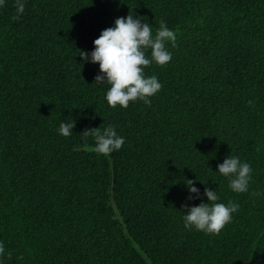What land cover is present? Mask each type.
<instances>
[{
  "label": "trees",
  "instance_id": "trees-1",
  "mask_svg": "<svg viewBox=\"0 0 264 264\" xmlns=\"http://www.w3.org/2000/svg\"><path fill=\"white\" fill-rule=\"evenodd\" d=\"M129 14L176 40L145 68L150 102L111 107L79 54ZM16 17L6 0L0 264H264V0H27ZM108 125L125 143L98 154L84 132ZM230 153L251 164L247 193L215 172ZM189 180L239 204L219 234L185 229L181 206L207 200L186 199Z\"/></svg>",
  "mask_w": 264,
  "mask_h": 264
},
{
  "label": "clouds",
  "instance_id": "clouds-1",
  "mask_svg": "<svg viewBox=\"0 0 264 264\" xmlns=\"http://www.w3.org/2000/svg\"><path fill=\"white\" fill-rule=\"evenodd\" d=\"M27 0H15L17 17L25 11ZM6 0H0V7ZM176 40L175 32L166 22L161 20L159 28L153 32L152 25L143 17L129 14L117 17L111 27L103 29L93 41L91 52L81 50L79 56L82 62L98 63L99 72L95 82H107L109 87L105 100L111 107L117 105L127 108L130 101L137 99L149 103V98L162 88V83L156 75H146L145 68L155 62L165 65L172 59V52L166 43ZM150 52V55L148 53ZM75 121H61L57 132L65 137L73 133ZM95 140V151L98 154H111L118 151L125 143V137L119 135L116 128L108 125L91 128L84 132ZM228 181V187L235 193L249 192L253 169L249 162L238 155L228 154L222 163L217 165V171ZM187 200H197L201 195L207 198L198 205L183 204L182 222L185 229L202 231L205 234H219L232 221L233 214L239 210V204L229 200L226 204L220 202L216 189L205 187L203 194L192 180L186 184ZM4 253V244L0 241V254Z\"/></svg>",
  "mask_w": 264,
  "mask_h": 264
}]
</instances>
